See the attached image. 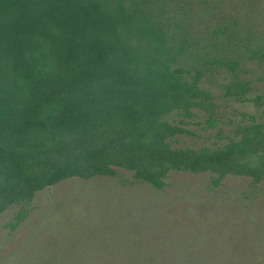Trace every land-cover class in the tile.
Here are the masks:
<instances>
[{"label": "trees", "instance_id": "16d2710c", "mask_svg": "<svg viewBox=\"0 0 264 264\" xmlns=\"http://www.w3.org/2000/svg\"><path fill=\"white\" fill-rule=\"evenodd\" d=\"M253 64L264 68V0H0V213L17 208L6 227L44 189L120 170L122 185L157 191L175 172L206 174L212 189L243 177L258 195L256 115L221 144L180 142L197 111L216 122L218 76L225 96L251 99ZM105 219L30 264H264L261 233L232 251L187 248L157 222Z\"/></svg>", "mask_w": 264, "mask_h": 264}, {"label": "rangeland", "instance_id": "374dc122", "mask_svg": "<svg viewBox=\"0 0 264 264\" xmlns=\"http://www.w3.org/2000/svg\"><path fill=\"white\" fill-rule=\"evenodd\" d=\"M250 67L254 90L247 95L251 99L225 96L220 85L225 80L218 76L219 84L212 85L219 104L216 122L208 123L205 112L197 111L190 125L192 133L183 135L181 144H221L249 114L264 121V68ZM120 171L118 178L68 179L44 189L35 196L28 220L16 230L5 223L17 208L0 213V264H30V259L46 252L51 239L63 234L89 236L105 218L157 222L171 235H178L187 248L202 247L213 239L217 247L232 251L243 239L258 238L260 233L264 237V187L258 195L247 191L246 178L228 177L223 186L212 189L206 174L175 172L170 186L157 191L145 184L122 185L132 177Z\"/></svg>", "mask_w": 264, "mask_h": 264}]
</instances>
